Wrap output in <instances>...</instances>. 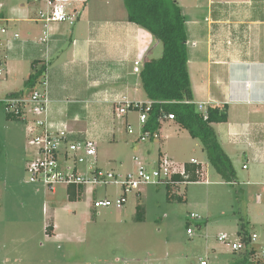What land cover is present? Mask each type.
I'll use <instances>...</instances> for the list:
<instances>
[{
  "label": "rangeland",
  "instance_id": "1",
  "mask_svg": "<svg viewBox=\"0 0 264 264\" xmlns=\"http://www.w3.org/2000/svg\"><path fill=\"white\" fill-rule=\"evenodd\" d=\"M157 43L151 58L161 55ZM4 69L10 71L9 63ZM30 72V61L24 60L19 74L10 71L0 77V101L22 87ZM146 101L143 94L141 102ZM93 111L86 121L94 126L97 163L104 169L125 174L139 165L155 167L160 157L177 164L192 157L205 165L208 183L145 184L127 195L122 208L95 209L93 199H115L120 189L115 185L94 192L87 188L70 198L64 186L51 191L29 182L26 165L35 150L28 143V127L7 119L0 102V264H255L217 236L225 232L236 240L243 224L249 234L259 235L254 247L264 245L263 170L255 175L262 184H246L252 167L239 156L234 182L227 183L207 164L199 141L190 140L187 131L175 136L174 125L164 124L170 139L165 141L160 134L143 139L138 109H128L121 118L113 117L112 110L104 115L99 109ZM191 141L194 147L188 148ZM243 164L249 169L244 170ZM256 194L262 196L261 204H255ZM191 214L198 217L193 219ZM49 215L55 225L52 236L45 232Z\"/></svg>",
  "mask_w": 264,
  "mask_h": 264
},
{
  "label": "crops",
  "instance_id": "2",
  "mask_svg": "<svg viewBox=\"0 0 264 264\" xmlns=\"http://www.w3.org/2000/svg\"><path fill=\"white\" fill-rule=\"evenodd\" d=\"M177 2L186 19L194 101L227 109V121L213 124L220 144L233 167L239 156L250 162L246 184H262L255 175L257 170L264 171V0ZM40 6L41 2L0 0V25L7 27L6 37L13 32L20 35L6 63L15 75L21 72L24 60L46 63L50 118L68 120L75 133L95 137L87 113L99 109L103 115L110 114L114 101L122 97L141 102L145 93L134 72V61L138 59L142 65L152 59L159 41L128 21L123 0H74L73 6L79 10L76 23H53L46 35L35 20ZM10 71L6 70V77ZM77 123L80 128H75ZM164 124L167 128L174 125L175 136H182L185 130L165 120L158 132L165 141L170 133L165 132ZM192 141L188 148L194 147ZM243 165L244 170L249 169ZM254 201L261 204L262 196L256 194Z\"/></svg>",
  "mask_w": 264,
  "mask_h": 264
},
{
  "label": "built area",
  "instance_id": "3",
  "mask_svg": "<svg viewBox=\"0 0 264 264\" xmlns=\"http://www.w3.org/2000/svg\"><path fill=\"white\" fill-rule=\"evenodd\" d=\"M29 2H41L42 6L36 8L35 20L44 28L46 35L47 28L53 23H66L74 25L79 17V10L73 6L74 0H27ZM8 29L0 25V77L6 74L4 65L9 58V52L13 48V42L20 39L18 32H13L7 38ZM42 42L46 37L41 38ZM191 45H195L192 42ZM46 64V63H45ZM47 65V64H46ZM141 62L134 61V72L139 74ZM5 112L17 116L27 127L29 132L28 143L34 148L35 156L26 165L29 174V182L41 183L51 191L57 186L66 188L74 186L83 187L84 193L87 188L94 192L95 188L115 185L120 193L115 199L102 198L93 199V208L115 207L122 208L127 201V195L132 191L139 190L145 184L159 185L171 181L173 175H179L188 184L192 182L208 183L206 178L205 165L191 158L188 163L199 164L201 169L196 171L199 176L197 181H187L188 174L184 163L177 164L171 159L159 158L155 167L146 168L137 166L133 172L119 174L112 170H106L97 163V140L89 133L79 135L75 133L68 120L54 121L49 116V97L47 90L46 71L40 78L38 85L29 93L24 95H6L1 101ZM198 110L204 111L205 102H195ZM151 102L130 101L126 97L115 100L112 106L113 117H126L128 109H138L141 113L139 120L142 124L147 120L150 112ZM172 114L164 116V120H173ZM163 123V121H162ZM127 126V124H126ZM128 128V126H127ZM154 134L153 136H157ZM149 136L144 133L141 137ZM246 166L243 165V168ZM191 218L198 215L191 214ZM187 234L192 235V230L187 229ZM217 239L230 247L233 252L244 254L255 264H264V245L255 248L259 235L256 232L249 234L248 240L240 237L236 240L225 232L220 233ZM201 264H206L201 261Z\"/></svg>",
  "mask_w": 264,
  "mask_h": 264
},
{
  "label": "trees",
  "instance_id": "4",
  "mask_svg": "<svg viewBox=\"0 0 264 264\" xmlns=\"http://www.w3.org/2000/svg\"><path fill=\"white\" fill-rule=\"evenodd\" d=\"M123 3L128 21L148 31L162 46L161 55L145 61L138 74L145 96L151 102L147 120L141 127L142 134L149 133L151 137L157 134L162 121H165L164 116L172 114V121L185 129L192 139L199 141L207 164L225 182H234L236 173L233 164L213 127L214 123L227 121V109L207 106L204 111H200L194 103L187 65L186 19L177 0H123ZM30 67L31 72L23 81L21 89L8 93L9 96L24 95L34 89L47 65L32 61ZM5 115L7 119L20 121L11 113L5 112ZM184 166L188 174L187 181H197L199 176L196 171L201 169V165L187 162ZM183 181H186L183 177L173 175L166 186L178 187ZM68 190L70 198L84 193L83 187L70 186ZM53 230V218L49 215L45 232L51 236ZM238 235L242 240H248L249 232L243 224Z\"/></svg>",
  "mask_w": 264,
  "mask_h": 264
}]
</instances>
